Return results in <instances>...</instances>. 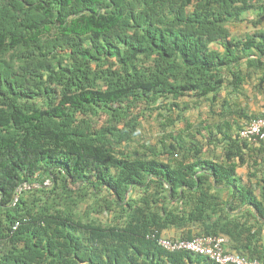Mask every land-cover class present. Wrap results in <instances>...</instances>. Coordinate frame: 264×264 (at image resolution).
Listing matches in <instances>:
<instances>
[{
  "label": "trees",
  "instance_id": "trees-1",
  "mask_svg": "<svg viewBox=\"0 0 264 264\" xmlns=\"http://www.w3.org/2000/svg\"><path fill=\"white\" fill-rule=\"evenodd\" d=\"M248 13L264 0H0V264H218L160 243L203 235L264 264V140L239 134L264 27L229 28Z\"/></svg>",
  "mask_w": 264,
  "mask_h": 264
},
{
  "label": "built area",
  "instance_id": "built-area-1",
  "mask_svg": "<svg viewBox=\"0 0 264 264\" xmlns=\"http://www.w3.org/2000/svg\"><path fill=\"white\" fill-rule=\"evenodd\" d=\"M239 134L241 138L251 142L264 140V114L252 118L240 129ZM160 243L169 250L187 249L207 255L218 264H261L230 251L227 247L228 238L225 235H203L194 239H173L164 236L160 239Z\"/></svg>",
  "mask_w": 264,
  "mask_h": 264
},
{
  "label": "rangeland",
  "instance_id": "rangeland-1",
  "mask_svg": "<svg viewBox=\"0 0 264 264\" xmlns=\"http://www.w3.org/2000/svg\"><path fill=\"white\" fill-rule=\"evenodd\" d=\"M253 18H256V15H254L253 13H248L246 15L245 21L230 23L229 28L232 32V35L235 37H243L248 33L253 32L257 28L264 27V25L255 27L252 23ZM258 78V74L256 73H254L252 77L247 78L248 83L245 85L246 89L251 88L253 86L252 82L258 80ZM254 91H256V89H254ZM259 92L262 93V91ZM231 94V87L223 91V97L231 96ZM184 101L188 102L192 107L187 111L186 114L196 127L201 126L200 124L203 121L207 123V121H211V119L214 118L213 112L210 111V101L204 100L202 102H198V104L196 105L195 102L197 101L194 97H187L186 99H184ZM182 106H184V104H182ZM162 120V118H156V113L151 116L148 115L147 117H141L140 134L142 136V142L155 145L159 148V146L161 145L159 142L160 139L163 138L164 134L167 133V131L164 130L163 126L161 125ZM182 126L183 124H179V127ZM127 146L129 147L130 145L127 144ZM136 146L138 145L136 144ZM209 155H211V153H208V156ZM163 158H165V156H163ZM81 208L82 210H84L85 205H82ZM95 216L101 218L104 221H109L111 218V215H108L107 213L98 214ZM169 236L173 237V235Z\"/></svg>",
  "mask_w": 264,
  "mask_h": 264
},
{
  "label": "crops",
  "instance_id": "crops-1",
  "mask_svg": "<svg viewBox=\"0 0 264 264\" xmlns=\"http://www.w3.org/2000/svg\"><path fill=\"white\" fill-rule=\"evenodd\" d=\"M259 76L260 75H258V77ZM229 82H230V80H228L227 84H225L224 87L222 88L221 100L223 98V102H225V99H231V98L237 99L238 98L237 95L235 96V94H233V87L230 86ZM247 83H248V80H246V82L244 84V87H245V93L248 96V98H246L245 96H244V98H243V96L240 97V99L243 101V106L247 107V111L251 115H262V114H264V83H263V88L261 89L259 87L260 86L259 85L260 84V80L258 78V80L252 82V84H253L252 87L253 88L251 87L249 89H246L245 85ZM229 87L232 88L231 96L223 97V91L228 89ZM254 89H256V91H254ZM259 89H261V90H259ZM259 91H262V93L259 92ZM220 107L222 108V103H221ZM232 118L237 119V120L239 119L238 115L237 116L233 115ZM249 121L246 122L244 120L242 125L243 126L246 125ZM239 172L241 174H246L247 173V168L246 167H241V168H239ZM175 234H177V232H176L175 229H173V230H169L167 235H175Z\"/></svg>",
  "mask_w": 264,
  "mask_h": 264
}]
</instances>
